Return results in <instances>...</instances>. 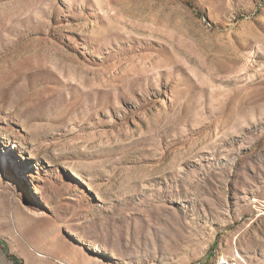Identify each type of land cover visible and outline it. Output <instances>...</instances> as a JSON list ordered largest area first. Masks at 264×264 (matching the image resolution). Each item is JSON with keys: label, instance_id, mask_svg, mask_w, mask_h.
I'll return each instance as SVG.
<instances>
[{"label": "rangeland", "instance_id": "1", "mask_svg": "<svg viewBox=\"0 0 264 264\" xmlns=\"http://www.w3.org/2000/svg\"><path fill=\"white\" fill-rule=\"evenodd\" d=\"M0 238L264 264V0H0Z\"/></svg>", "mask_w": 264, "mask_h": 264}, {"label": "bare ground", "instance_id": "2", "mask_svg": "<svg viewBox=\"0 0 264 264\" xmlns=\"http://www.w3.org/2000/svg\"><path fill=\"white\" fill-rule=\"evenodd\" d=\"M217 264H236V263L235 262H232L226 256H219V257H217Z\"/></svg>", "mask_w": 264, "mask_h": 264}, {"label": "trees", "instance_id": "3", "mask_svg": "<svg viewBox=\"0 0 264 264\" xmlns=\"http://www.w3.org/2000/svg\"><path fill=\"white\" fill-rule=\"evenodd\" d=\"M196 12L199 14V15H203V13L200 11V10H196ZM0 243L1 244H5V242L0 238ZM11 258L14 260V262L16 264H24L23 261H21L17 256H15L14 254H11Z\"/></svg>", "mask_w": 264, "mask_h": 264}, {"label": "built area", "instance_id": "4", "mask_svg": "<svg viewBox=\"0 0 264 264\" xmlns=\"http://www.w3.org/2000/svg\"><path fill=\"white\" fill-rule=\"evenodd\" d=\"M215 264H217V259H216V262H215Z\"/></svg>", "mask_w": 264, "mask_h": 264}]
</instances>
